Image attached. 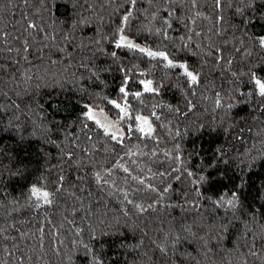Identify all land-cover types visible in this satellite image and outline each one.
<instances>
[{"label":"trees","instance_id":"obj_1","mask_svg":"<svg viewBox=\"0 0 264 264\" xmlns=\"http://www.w3.org/2000/svg\"><path fill=\"white\" fill-rule=\"evenodd\" d=\"M245 4L137 0L125 35L186 63L200 80L190 85L180 69L160 70L138 52L114 49L127 0H0V264H167L156 246L165 237L183 238L189 227L204 239L178 244L173 264H264V98L242 96L254 85L247 75H231L252 69L264 78V50L245 38L246 30L264 35V0ZM114 50L119 62L108 55ZM126 74L130 91H142L141 79L162 85L158 97L145 93L143 104L129 96L140 114L156 111L161 120H153L155 139L125 140L122 149L87 119L85 105H98L115 121L116 110L103 98L120 100ZM114 153L145 180L113 172L133 204L120 193L108 195L113 189H101L92 177L117 161ZM60 175L65 191L54 204L29 207L30 187L43 178L55 191ZM196 175L207 182L193 185ZM234 191L240 208L216 206ZM135 204L155 208L140 212Z\"/></svg>","mask_w":264,"mask_h":264},{"label":"snow or ice","instance_id":"obj_2","mask_svg":"<svg viewBox=\"0 0 264 264\" xmlns=\"http://www.w3.org/2000/svg\"><path fill=\"white\" fill-rule=\"evenodd\" d=\"M113 0H109V3H112ZM192 5L195 6L196 0H191ZM224 0H215L216 7L221 8L223 6ZM128 3V10L126 11V14L121 17V26L117 28V31L114 33L116 36V39L114 41V49H127L132 52H138L148 58H151L153 60H160L164 61L166 63L163 64V67L169 68V69H180L181 74L184 75L187 80L189 81L190 85H197L200 83L199 75L195 73L194 71L189 69V66L186 63H178L174 62L172 58L169 57V54L165 51H157L152 50L150 48L142 47L140 44H137L133 42L127 35H125V29L129 25L130 18L133 17V11L135 9V6L137 4V0H127ZM170 4H178L179 0H169ZM255 3V0H246V7H252V5ZM236 11L238 13H243V8H237ZM174 13L168 12V16L172 17ZM219 19H223V17H220ZM261 19H264V17H261ZM194 22V21H193ZM164 23L171 27V24L165 20ZM30 28H35V24H29ZM159 31V30H157ZM245 38L254 41L256 46L260 48L261 50H264V35L260 36H248L247 30L245 31ZM165 39H167V34L165 33ZM93 43L99 45V41H93ZM99 51L103 52L102 47L98 49ZM25 51H27L26 42H25ZM219 51V50H217ZM211 55V53H208ZM250 55V53H246ZM111 58H113L114 62H119V56L117 52L111 51L108 53ZM26 59V57H25ZM218 59H223V56H218ZM230 64L231 61H228ZM83 66V65H82ZM260 67V66H257ZM99 71V70H98ZM123 71V69H122ZM140 76L146 75V73H139ZM231 75L233 77H236L239 79L240 76H248V83L254 85L253 89L249 92L241 93V95H247L251 97L253 93H255L257 96L264 98V78H261L257 75L256 71H253L252 69H249V73L239 72V75L236 71L231 72ZM92 76L96 77V73H92ZM98 79V77H96ZM132 79L130 75H125L123 79V83L119 87V93L121 94L120 100L116 99H108L107 97H104L103 99L108 105H111L113 109L116 110L115 115L117 119L114 121L110 119L105 113L102 108H99L98 105L96 106H90L85 105V108L87 111L85 112V116L88 120L92 121L99 129L102 130L103 135L105 137H108L110 141L115 142L117 146H120L122 149H126L127 145L125 144V140L132 141L133 138H135L138 141H143L146 139H155V132L156 128L154 127L153 120L160 121L161 116L157 114L156 111H151L150 115H143L140 114L142 109L137 108L134 109L132 107V104L129 102V96L132 97L133 100L140 101V104H143V101L141 100V97L147 93L150 94L152 97H158L160 95V88L162 87L161 84H154L153 80L148 79L139 80V84L142 86V91H130L128 88V83ZM217 107L221 106V101L218 98L216 101ZM234 105L229 104L228 107L231 108ZM147 107V106H145ZM153 108L160 107L164 108L167 107L171 111L170 105H153ZM97 108H99V112H97ZM102 117V119H101ZM125 129H127L125 131ZM176 135H180L179 131H177ZM107 151V149H106ZM117 157V161H114L112 166L108 167L107 169H103V166L101 165V169L103 170H97L94 173H92V177L94 178V181L97 186H99L101 189H113V191H109L108 195H115L116 193H120L123 196V200L127 201L129 204H133V201L129 199V192L124 191L121 189L117 182L112 179L113 172L117 169L122 171L123 173L127 174L125 176V180L128 178H131L132 180L136 181L138 184H145V180L140 179L138 176H133L130 169L126 167L124 164L119 163V160H123L124 157L119 156V153H114ZM136 152L131 151H125L126 156H133L137 155ZM140 155H143V153H139ZM67 159L69 161L72 160L71 154H66ZM153 155L155 153L153 152ZM177 161L182 162V158L177 155L175 157ZM226 163V161H223ZM209 167H215V165H209ZM173 171H176L177 173H180V168H174ZM189 177H193L195 174L191 171H188L186 168L184 170ZM159 175L164 176V173H159ZM176 179H180V176L177 175L175 177ZM77 179H83V177H77ZM64 176L60 175L57 177V185L55 188V191H48L46 184L43 183V178H41V181L38 182L39 186L37 184H33L29 189V200L35 201V203H30L29 207H35L37 209L42 207H48L50 208L55 201V197L57 194L61 193L62 191H65V186L63 184ZM207 179L205 176L202 175H196V178L192 180L193 185H200L201 183H206ZM147 187L151 191H156L152 185H147ZM242 187L241 184H237V189H240ZM83 190V189H81ZM168 188L164 189V192H167ZM197 195H200L199 188L197 187ZM123 202V201H122ZM18 203V202H17ZM217 207L225 206V211L232 210L235 211L236 209L240 208L242 206V202L240 200V195L238 191H234L231 194L230 198L225 199V197L222 195L219 200L214 201ZM134 207L138 209L140 212L147 211L148 209L155 208L154 204H149L147 208H145L142 205L135 204ZM3 230H0V233H2ZM42 231V229H41ZM184 232H186L188 235L184 236L183 238L180 235H174L172 236L171 240L169 241L168 237H165V243L161 245H157V249L162 254L163 258L167 259V264H173V261L171 259L172 256L177 255V245L180 243H187L189 237H194L198 240H203V237H197L196 233L192 231V229L184 228ZM206 245V242H205ZM85 249L88 248V245H84ZM252 255H257V253L253 252ZM11 255V253H9ZM185 256H189L190 254L184 253ZM205 255H207V252H205ZM192 259H195L194 257Z\"/></svg>","mask_w":264,"mask_h":264},{"label":"rangeland","instance_id":"obj_3","mask_svg":"<svg viewBox=\"0 0 264 264\" xmlns=\"http://www.w3.org/2000/svg\"><path fill=\"white\" fill-rule=\"evenodd\" d=\"M156 62H158L159 68L160 70H169V68H165L163 67V64L166 63L164 61H160V60H155ZM97 112H99V109H97ZM104 113L106 114V112L104 111ZM108 116V114H106ZM109 117V116H108ZM110 119H112L111 117H109ZM102 119V117H101ZM113 120V119H112Z\"/></svg>","mask_w":264,"mask_h":264}]
</instances>
